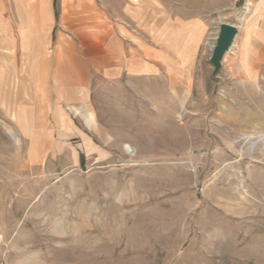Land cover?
Returning a JSON list of instances; mask_svg holds the SVG:
<instances>
[{
  "label": "rangeland",
  "instance_id": "374dc122",
  "mask_svg": "<svg viewBox=\"0 0 264 264\" xmlns=\"http://www.w3.org/2000/svg\"><path fill=\"white\" fill-rule=\"evenodd\" d=\"M102 2L140 34L198 21L197 59L96 79V126L65 143L0 122V264H264V98L235 60L261 0ZM222 23L240 32L214 74Z\"/></svg>",
  "mask_w": 264,
  "mask_h": 264
},
{
  "label": "crops",
  "instance_id": "0c3cea01",
  "mask_svg": "<svg viewBox=\"0 0 264 264\" xmlns=\"http://www.w3.org/2000/svg\"><path fill=\"white\" fill-rule=\"evenodd\" d=\"M102 1L0 0V122L9 135L14 127L31 144L54 134L65 143L80 136L77 118L89 131L96 126V79L148 77L174 65L181 72L195 63L203 42L198 21L140 34ZM259 9L245 24L235 60L251 93L264 98V0Z\"/></svg>",
  "mask_w": 264,
  "mask_h": 264
},
{
  "label": "water",
  "instance_id": "95a60500",
  "mask_svg": "<svg viewBox=\"0 0 264 264\" xmlns=\"http://www.w3.org/2000/svg\"><path fill=\"white\" fill-rule=\"evenodd\" d=\"M238 34L239 28L235 25L228 23L219 25V33L216 36L211 55V64L214 68V74L221 71L223 60L234 46Z\"/></svg>",
  "mask_w": 264,
  "mask_h": 264
},
{
  "label": "bare ground",
  "instance_id": "6f19581e",
  "mask_svg": "<svg viewBox=\"0 0 264 264\" xmlns=\"http://www.w3.org/2000/svg\"><path fill=\"white\" fill-rule=\"evenodd\" d=\"M216 39V38H215ZM214 46V45H213ZM213 46H212V48H213ZM126 150L128 151V152H130V150H131V147L130 146H126Z\"/></svg>",
  "mask_w": 264,
  "mask_h": 264
},
{
  "label": "trees",
  "instance_id": "16d2710c",
  "mask_svg": "<svg viewBox=\"0 0 264 264\" xmlns=\"http://www.w3.org/2000/svg\"><path fill=\"white\" fill-rule=\"evenodd\" d=\"M55 4H57V0H55Z\"/></svg>",
  "mask_w": 264,
  "mask_h": 264
}]
</instances>
